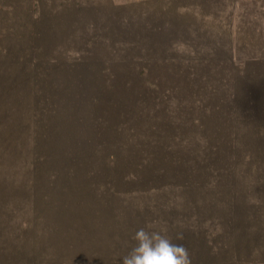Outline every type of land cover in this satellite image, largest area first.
<instances>
[{
    "label": "rangeland",
    "instance_id": "374dc122",
    "mask_svg": "<svg viewBox=\"0 0 264 264\" xmlns=\"http://www.w3.org/2000/svg\"><path fill=\"white\" fill-rule=\"evenodd\" d=\"M264 264V0H0V264Z\"/></svg>",
    "mask_w": 264,
    "mask_h": 264
},
{
    "label": "clouds",
    "instance_id": "9594fccd",
    "mask_svg": "<svg viewBox=\"0 0 264 264\" xmlns=\"http://www.w3.org/2000/svg\"><path fill=\"white\" fill-rule=\"evenodd\" d=\"M163 231L137 229L132 236L135 243L120 258L121 264H190L185 246L173 243Z\"/></svg>",
    "mask_w": 264,
    "mask_h": 264
}]
</instances>
